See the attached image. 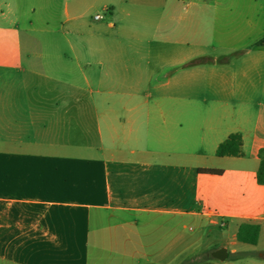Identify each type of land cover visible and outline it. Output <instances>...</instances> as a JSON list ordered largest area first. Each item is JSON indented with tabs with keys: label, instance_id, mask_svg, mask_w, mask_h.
I'll use <instances>...</instances> for the list:
<instances>
[{
	"label": "crops",
	"instance_id": "obj_1",
	"mask_svg": "<svg viewBox=\"0 0 264 264\" xmlns=\"http://www.w3.org/2000/svg\"><path fill=\"white\" fill-rule=\"evenodd\" d=\"M262 41L264 0H0V264H264Z\"/></svg>",
	"mask_w": 264,
	"mask_h": 264
},
{
	"label": "trees",
	"instance_id": "obj_2",
	"mask_svg": "<svg viewBox=\"0 0 264 264\" xmlns=\"http://www.w3.org/2000/svg\"><path fill=\"white\" fill-rule=\"evenodd\" d=\"M264 41L259 42L257 45H263ZM219 61H224L219 59ZM214 59H199L194 63H213ZM217 155L224 156H241L243 155V139L240 134H232L225 142H223L217 149ZM260 167L257 173V180L260 184L264 185V148L260 151ZM202 173L220 174L219 170L214 169H201ZM260 236V226L257 224H242L239 228L237 238L240 242L256 245Z\"/></svg>",
	"mask_w": 264,
	"mask_h": 264
},
{
	"label": "water",
	"instance_id": "obj_3",
	"mask_svg": "<svg viewBox=\"0 0 264 264\" xmlns=\"http://www.w3.org/2000/svg\"><path fill=\"white\" fill-rule=\"evenodd\" d=\"M227 257V251L225 249L221 250L219 258L225 259Z\"/></svg>",
	"mask_w": 264,
	"mask_h": 264
},
{
	"label": "built area",
	"instance_id": "obj_4",
	"mask_svg": "<svg viewBox=\"0 0 264 264\" xmlns=\"http://www.w3.org/2000/svg\"><path fill=\"white\" fill-rule=\"evenodd\" d=\"M97 18H99V16H97ZM225 225V223H222V226H224Z\"/></svg>",
	"mask_w": 264,
	"mask_h": 264
},
{
	"label": "rangeland",
	"instance_id": "obj_5",
	"mask_svg": "<svg viewBox=\"0 0 264 264\" xmlns=\"http://www.w3.org/2000/svg\"><path fill=\"white\" fill-rule=\"evenodd\" d=\"M219 61V60H218Z\"/></svg>",
	"mask_w": 264,
	"mask_h": 264
}]
</instances>
